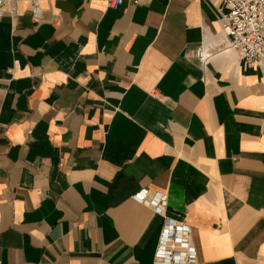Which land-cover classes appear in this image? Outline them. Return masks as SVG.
<instances>
[{
    "label": "crops",
    "instance_id": "obj_1",
    "mask_svg": "<svg viewBox=\"0 0 264 264\" xmlns=\"http://www.w3.org/2000/svg\"><path fill=\"white\" fill-rule=\"evenodd\" d=\"M39 4L0 19V264H154L168 222L197 264H264V65L223 0Z\"/></svg>",
    "mask_w": 264,
    "mask_h": 264
},
{
    "label": "built area",
    "instance_id": "obj_2",
    "mask_svg": "<svg viewBox=\"0 0 264 264\" xmlns=\"http://www.w3.org/2000/svg\"><path fill=\"white\" fill-rule=\"evenodd\" d=\"M17 0H0V19L7 13L14 14ZM133 6L147 4L152 0H128ZM125 0H105L107 7L118 9ZM34 19H40L42 10L39 0H31ZM226 11L220 10V23L228 38L229 48L237 51L247 69L264 65V0H223ZM212 55L203 46L191 51V57L207 62ZM136 199L160 210L167 197L157 194L148 202L147 192L142 191ZM190 228L168 222L162 232L154 264H197L196 251L190 242Z\"/></svg>",
    "mask_w": 264,
    "mask_h": 264
}]
</instances>
